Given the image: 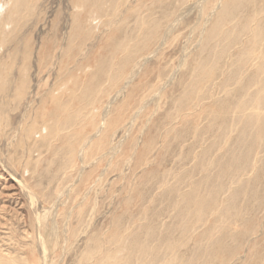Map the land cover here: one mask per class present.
I'll use <instances>...</instances> for the list:
<instances>
[{
    "label": "rangeland",
    "instance_id": "1",
    "mask_svg": "<svg viewBox=\"0 0 264 264\" xmlns=\"http://www.w3.org/2000/svg\"><path fill=\"white\" fill-rule=\"evenodd\" d=\"M27 1L0 52L11 92L0 143L3 254L18 241L39 264H94L99 253L95 264H264V0H106L94 16V0L82 10L75 0ZM22 77L25 96L13 103ZM69 77L84 123L99 120L100 135L91 129L80 149L101 138L72 173L59 172L60 141L52 153L38 144L32 249L8 144Z\"/></svg>",
    "mask_w": 264,
    "mask_h": 264
},
{
    "label": "bare ground",
    "instance_id": "2",
    "mask_svg": "<svg viewBox=\"0 0 264 264\" xmlns=\"http://www.w3.org/2000/svg\"><path fill=\"white\" fill-rule=\"evenodd\" d=\"M88 1H91V0H75L74 6L78 8L77 10H82L83 7H88V6H86ZM113 1L115 3L117 0H113ZM121 1H123V0H121ZM27 2H28L27 0H17L16 3H13V0H0V52L3 49V44L6 42V40H8V37L10 35V31H12L11 27L14 23L12 21V15L17 14L19 12V9L23 6H25L27 4ZM106 3H107L106 0H94V2L90 5V7H94L93 11L94 12L98 11V12L94 13L91 10L89 12L90 15L92 14L94 16L95 14H99L102 10L101 7H104L106 5ZM89 13H88L87 17L90 20H92V22L97 20L95 18H91L89 16ZM85 17L86 16H84L83 18H85ZM75 21H76L77 27H79V25L83 23V22H81L78 14L75 15ZM249 34H250V32H249ZM251 35H252V33H251ZM254 35H256V34H254ZM254 37H256V36H254ZM251 39L253 40V38H251ZM7 43H9V42H7ZM4 49H5V47H4ZM263 59H264V56H263ZM23 68H24V66H23ZM9 71L10 70H8L6 72H9ZM6 76L7 75L3 74V72L0 73V143H1L2 138L7 137L6 130H7V128L10 127V121L8 122V120H7V122H6L7 118L5 117V114L3 113L4 106H6L7 103H9L8 100L10 98L8 97V95H9L8 93H11V92L6 91V88H7V87H5ZM24 76H25V74H23V77ZM69 78L66 82H61L59 85L57 84L56 88L49 91L48 97L41 101L38 109H36L34 112L25 113V115L22 119V123L19 126V129L17 130V141H16V143L14 144V143L10 142L8 144L11 151H8L7 158L5 159V162L10 169L14 170V172H17V173L21 172V180L16 179L17 185L19 186L20 190L24 192V195H26V197L28 198V202H29L28 204L30 206V210H31V213L33 216V224H34L33 227H34V229H33V227H32V229L34 230V232L31 233L30 240H32V242L35 243V245H34L35 247H32V249L36 248V246H37V225L39 228V221L37 220V196L42 193V191L37 190V188H39V185H37V174H39L37 172V169H38L40 162L38 161V159L34 160L32 158V155L34 153H36V154L39 153V155L42 154V152H40L42 147H38V144L44 143L45 144V146H44L45 152L52 153L54 151V147H53L54 143L57 141L58 142L60 141L61 142V150H62V152L60 154H62V156H63L61 162H63V164H62V167L60 168L59 172L64 173L65 171L71 170L70 172L72 173L80 165L79 162L81 164H85L87 161H89L91 159V157L93 155L92 154L93 153L92 152L93 147L101 138V137H99V139H97V140H92V142L88 143L82 149H80V145L83 141L85 134H87L89 131H91V129H92V131L95 130V133L97 134V136L100 135V131H98L95 128V126L99 125V120H96L95 117H92L93 120L91 122V129H89L88 126L84 123L85 117H86V114H85L86 109H85V105L83 103L84 101H80V98L76 95L77 90L72 89L76 85L75 84L71 85L73 79L72 78L69 79ZM24 79L25 78H23L20 81V84L17 85L16 88L14 89V91H13L14 98L11 99V102L15 103L16 101L22 100L21 98L23 96H25L24 95L25 92H23L22 89L26 88L25 87V84H26L25 80H27V79H25V80ZM68 81H71L70 85L68 84L69 83ZM260 82L261 81L258 80V83H254V84L261 85L262 82H261V84H259ZM238 83L239 84L243 83L242 78H240L238 80ZM250 83H252V82H250ZM239 84H237V85H239ZM250 85L251 84H249V86ZM262 93H263V91H262ZM246 94L243 96H247ZM263 94H260L259 96H261ZM95 98L96 97L93 98V103H95V101H94ZM258 98L259 97H257V99ZM245 99H246V97H244V100ZM255 102H257L256 103L257 106L262 104V103H260L261 101H259V100L256 101V99H255ZM77 103H78V105H77ZM18 105H19V103H18ZM254 106H256V105H254ZM15 109H17V108H15ZM259 109H260V107H258V110ZM261 109L264 110V108H261ZM255 112H256V110H255ZM262 113H264V112L262 111ZM251 114H253V113H251ZM260 117H262V116H260ZM243 118H245V117H242V119ZM253 118H254V116H253ZM259 119H260L259 116H257L255 123H257L259 121ZM101 120L102 119H100V121ZM239 122H242V121L240 120ZM87 123H89V122H87ZM107 125H108V122H107ZM231 128H233L232 130L234 131L235 125H234V127L232 125ZM228 139H230V137H228ZM91 144H93V145H91ZM7 150H8V148H7ZM0 156H2L1 152H0ZM247 158H249V156ZM253 162H256V160ZM49 163L52 165L54 163V161L53 160L49 161ZM80 166L82 167V165H80ZM1 170L4 171L5 173L8 172L7 170H5V168L3 166L1 168ZM49 173H51V172L49 171ZM24 174H27V179L24 177ZM69 175H71V174L69 173ZM86 179H87V175L81 176L82 182H80V184L82 185L86 181ZM55 180H56L55 176L52 177L50 184L48 186L50 187L51 183L55 182ZM31 181H33V183H31ZM17 222H19V219H17ZM23 222L25 224L26 220H24ZM27 239H29V237H27ZM98 247H96V248H98ZM25 249H26V251H28V254L23 252V250H25ZM29 250H30V248L28 249V245L17 241L15 244V248L13 249V252L9 251L8 254L4 255L3 254L4 252H2L0 250V264H39L40 259L37 256V251L32 250L33 253H30ZM94 251H96V250L87 251L83 254V258H82L83 263L85 261L88 262L89 260L92 259ZM98 252H101V250L98 249ZM96 255H97V253H96ZM102 255H100V253H99L100 258H102L101 257ZM94 258L92 260H95V262L93 261L95 264L96 259L98 258V255H97L96 259H94ZM100 258H98V259H100ZM110 261H109V263H111ZM84 264H86V263H84ZM98 264H105V262H104V260H100V262ZM111 264H116V263L113 262Z\"/></svg>",
    "mask_w": 264,
    "mask_h": 264
}]
</instances>
